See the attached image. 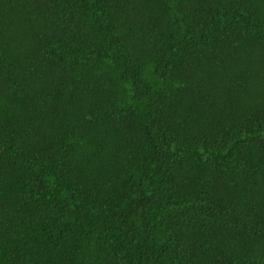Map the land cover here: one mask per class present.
<instances>
[{
	"label": "trees",
	"instance_id": "trees-1",
	"mask_svg": "<svg viewBox=\"0 0 264 264\" xmlns=\"http://www.w3.org/2000/svg\"><path fill=\"white\" fill-rule=\"evenodd\" d=\"M0 264H264V0H0Z\"/></svg>",
	"mask_w": 264,
	"mask_h": 264
}]
</instances>
